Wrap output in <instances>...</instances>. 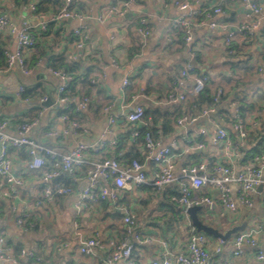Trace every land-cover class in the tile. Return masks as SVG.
<instances>
[{
    "label": "crops",
    "instance_id": "1",
    "mask_svg": "<svg viewBox=\"0 0 264 264\" xmlns=\"http://www.w3.org/2000/svg\"><path fill=\"white\" fill-rule=\"evenodd\" d=\"M80 1L85 6L82 10L87 16L85 21L67 19L56 22L52 19L53 13L57 12L55 9L38 14L32 12L30 6L31 3L37 6L36 0L28 4L0 0V14H7L18 31L26 29L36 39L35 45L25 51L30 73H24L18 66L0 72V113L10 119V125L5 130L7 134L16 135L21 122L36 120L31 136L40 144L59 152H68L80 143H88L92 149L87 155L98 159L114 147L112 141H118L120 136L130 135V142L137 138L133 130L142 124L130 123L123 117L124 114L139 105L145 111H174L179 105L177 108H181V114L175 119L173 132L157 137L163 146L176 145L174 153L179 179L171 186H177L179 190L182 168L203 160H209L211 164L230 163L237 171L247 165L260 166L264 146L253 150L248 138L252 132H260L264 136V101L260 103V108L246 113L244 117L233 98L238 97V90L241 95H247L249 101L264 94V17L254 14L242 0H135L125 15L102 20L100 16L117 0ZM257 1L264 4V0ZM178 2L188 3L189 8L182 10ZM215 7H220L222 12L211 18L208 14ZM184 15L194 23L190 45L185 43L183 27L175 24V20ZM142 19L147 20L150 30V36L146 38L138 32ZM211 22L233 29L247 24L252 29L238 36L234 49L230 50L224 43L226 30L211 26ZM254 24L257 26L253 27ZM81 25L87 26L90 39L95 42L94 51L88 48L76 50L73 29ZM49 26L51 31L43 36L42 32L47 31ZM17 45V33L9 29L0 31V49L14 51ZM88 53L98 57L92 63L103 73L100 83L88 95L91 98L88 107L83 110L81 121L89 132L74 134L69 123L58 114L59 108L64 105L58 102V90L63 80L53 72L52 64L62 59L69 62L74 54L83 55V60L87 62ZM114 60L118 66L113 64ZM187 67L191 68V77L185 86H177L176 82ZM199 76L207 77L206 84L214 92L222 89L230 93L207 115L201 113L208 106H191L196 95H192L190 90ZM128 78L131 82L125 86L124 81ZM21 86L35 94L24 97L20 93ZM74 88L77 94L71 95L84 96L82 83L76 82ZM173 89L187 94L186 100L176 106L163 102ZM49 96L54 103L46 106L42 98ZM106 107H110L109 113L105 111ZM238 113L243 118L247 139H242L235 128ZM185 115L199 117L184 125L179 124L178 119ZM111 116L117 119L115 123L109 122ZM219 128L228 131L230 146L216 139ZM201 129H204L202 135L199 134ZM198 143H203L204 147L198 148ZM141 148L144 149V146ZM232 153L234 156L229 160L228 156ZM9 155L15 173L24 178V184L10 197L0 199V235L4 237L3 245L8 249L9 264H36L35 257L40 259L41 264H129L127 260L108 261L120 241L135 239L124 224L125 210L134 216L136 230L146 240L134 242L132 259L135 264H150L153 259L161 258L165 252L164 241L168 243L167 249L172 257L185 251L193 229L190 216L187 213L184 222H174L169 203L164 202L163 189L148 192L143 186H132L122 190L117 204L106 200L107 206L101 202L84 206L80 205V193L88 180L86 171L80 170V181L74 184L73 193L56 196L47 202L41 172L28 167L32 160L28 148H11ZM155 169L154 163H148L145 170L152 175ZM211 169L210 165L208 170ZM67 176L60 174L53 184H63ZM9 189L6 178L0 175V193ZM201 191L213 198L211 205H203L198 211L203 222L222 232L244 226L225 242L205 233L206 247L213 264H264L257 257L259 251H264V228H261L264 225V182L256 188L251 207L239 201L240 186L232 183L230 192L236 203L233 211L221 203L218 189L204 187ZM173 199L182 207L178 197L173 196ZM21 218L25 219L24 225L19 223ZM252 229H261L255 233L257 245L244 244L242 252L235 254L236 236ZM87 237L98 239L99 244L93 254L80 251V241ZM23 250L25 254H22Z\"/></svg>",
    "mask_w": 264,
    "mask_h": 264
},
{
    "label": "built area",
    "instance_id": "2",
    "mask_svg": "<svg viewBox=\"0 0 264 264\" xmlns=\"http://www.w3.org/2000/svg\"><path fill=\"white\" fill-rule=\"evenodd\" d=\"M135 0H128L127 2L120 3L118 5L112 4L108 7L100 18H110L114 15H125ZM243 4L250 9L254 14L264 17V4L257 0H242ZM80 0H65L64 6L60 11L54 12L52 15L53 21L61 22L67 19H76L79 21H85L86 14L79 10ZM178 5L182 10L189 8L188 3H180ZM72 6V8H71ZM34 14L37 13V6L35 3H31L30 6ZM220 7H215L213 12H209V16L212 18L214 14L221 13ZM147 20L142 19L141 24L138 27V32L143 37L150 36V30L147 26ZM176 25L183 27L185 31V43L190 45L193 37L194 23L189 16L184 15L175 20ZM211 26H220L226 30L224 43L228 48H232L234 41L238 36L244 35L249 32L250 28L247 24H242L235 29L228 28L227 25L219 24L217 22H211ZM257 24L253 25V27ZM9 29L12 33L18 34V45L14 51L4 49V62H0V72L10 69L11 67L18 66L26 74L31 72V68L28 66L25 51L32 48L36 39L34 35L28 32L26 29L18 31L16 25H14L8 15L5 13L0 14V31ZM43 29H46L43 26ZM73 36L75 37L76 50L83 51L85 48L89 51L96 49V44L90 38L87 26L81 25L73 29ZM231 50V49H230ZM79 54H74L72 59H78ZM113 64L118 66L116 60ZM53 72L60 76L63 80V84L58 90V102L60 104H67V102H74L77 105L78 110H84L88 107L91 98L90 96H74L72 98L63 97V93L66 91L68 83L72 77L67 74L65 70H56ZM102 73L97 71L92 82L96 85L100 83ZM192 71L190 67L185 68L182 71V77L176 82L177 86L183 87L186 85L187 80L191 77ZM131 80L128 78L124 81V85L128 86ZM207 82L206 76H199L195 79V83L190 90L192 95H197L205 89ZM26 88L20 87V93L23 94ZM223 94L222 89H219L215 100L219 101L220 96ZM187 98V94L184 91H178L177 89L171 90L163 102L170 105H177L184 102ZM47 97L42 98L45 102ZM214 106L207 107L203 110L201 115L209 114L215 110ZM110 107H106L105 111L109 113ZM264 110V105H263ZM145 109L143 106H136L130 112L124 114L123 117L130 123H141L147 125V121L144 120ZM197 116H183L178 119L179 124H186L198 119ZM61 118L69 123L70 128L74 134L81 132L88 133V128L80 123L78 120H70L67 115H61ZM235 128L240 132V137L247 139L248 133L246 132L244 121L239 113L235 116ZM117 119L111 116L110 123H115ZM36 124V120H27L21 122L17 127V134L10 135L5 132L6 128L10 125V119L3 116L0 113V175L5 177L10 185L9 191L0 193V199L4 197H10L13 192L19 186L24 184V178L18 176L13 169V160L9 155L11 148H21L26 146L28 152L32 156V160L29 162L28 167L32 170L41 172L42 179L45 182L44 197L47 202L53 200L56 196L68 195L74 192L73 186H67L65 184H53V180L60 174L65 173L74 183L80 181V170H85L87 175V185L83 187L80 193V205H92L101 202L102 200H110L112 203L117 204L121 192L124 189H129L132 186L141 187L144 185H151L158 190L164 189L167 186H171L178 181L179 177L176 175V154L174 149L176 145L173 143L169 146L161 145V141L154 137L150 130L144 134V148L146 150V158L144 162L134 159L131 162L120 161L114 157H101L98 159H92L87 152L92 149V146L88 143H80L75 146L71 151L59 152L47 145L40 144L36 139L31 136V130ZM111 131V128L109 127ZM204 129L200 130L202 135ZM138 131L134 132V137L138 136ZM52 134V133H50ZM228 131L223 128L217 130L216 139L221 142H225L226 146H230L231 142L228 139ZM112 144L115 146L117 140H113ZM198 148L204 147L203 143L197 144ZM234 156V153L229 154L230 157ZM260 166H245L243 170L237 171L230 163L218 162L212 164V169L208 170L211 165L209 160H203L197 164H192L182 168V177L179 184V190L181 196L178 197L179 203L186 213L188 209L196 205H211L213 198L209 195L202 194L201 188L211 187L216 188L220 192V201L229 210L236 209V203L231 197L230 186L232 183H237L240 186L239 201L247 207H251L254 204L253 195L256 188L264 182V152L261 154ZM51 163V164H50ZM148 163H154L156 169L152 175H149L145 168ZM124 224L129 234L134 236V241L122 240L113 250L109 257V262L116 263L120 260H127L129 264H135L132 259V250L134 248V242H143L141 234L136 230V220L134 216L125 210ZM19 223L24 225L25 219H19ZM264 228V225L261 226ZM259 230H249L239 233L235 238L236 252L240 254L242 252V246L249 244L256 246L255 233ZM4 237L0 235V263L9 264L8 249L3 245ZM98 239L95 237H87L80 241V251L84 254H93L95 248L98 246ZM165 247V252L161 258H156L151 261L150 264H213L209 250L206 247V234L193 229L190 232L188 241L186 243L185 251L176 254L175 257L171 255L169 249H167L168 243L162 242ZM22 254H25L23 250ZM30 255H34L30 253ZM35 256V255H34ZM257 257L260 261L264 262V251H259ZM36 264H41L40 259L35 257Z\"/></svg>",
    "mask_w": 264,
    "mask_h": 264
},
{
    "label": "trees",
    "instance_id": "3",
    "mask_svg": "<svg viewBox=\"0 0 264 264\" xmlns=\"http://www.w3.org/2000/svg\"><path fill=\"white\" fill-rule=\"evenodd\" d=\"M19 4H28L31 0H16ZM37 1V13L40 12H48L50 9H55L56 11H60L63 6L65 0H36ZM128 0H117L116 2H113L114 4L118 5L120 3L127 2ZM241 1V0H240ZM79 10H84L85 6L84 3L80 1L79 4ZM72 8V6H71ZM51 31V26L48 27L47 31H43V36H46ZM264 33V31H263ZM39 42L37 43V45ZM231 50L234 49V45ZM87 58L89 60L86 62L83 60V55H79L78 59H72L71 61H66L65 59L59 60V62L56 61V64H52L53 68L56 70H65L67 74H69L72 79L68 83V86L66 88V91L63 93V97L72 98L71 96L76 95L77 92L74 88V85L76 82H80L84 85L85 91L84 96L89 95L96 86L92 82L93 78L95 77V73L98 71V67L96 64L92 63L93 61L97 60L98 57L95 56V54L88 53ZM0 62H4V53L3 49H0ZM239 62V61H238ZM242 63V61H241ZM240 63V64H241ZM238 83L243 84L242 81H238ZM70 91V93H69ZM219 89L217 91H213L207 84L205 86V89L197 94L195 96L194 101H192L191 106L203 108L204 106H214L218 105L220 100H224L227 95L223 90V94L220 96L219 101H216V95L218 93ZM33 94L32 91L30 92L28 89H26L23 93L24 97H31ZM73 94V95H71ZM74 97V96H73ZM234 101L238 102V110H240V113L245 117L246 113L253 111L256 108L261 107V102L264 101V94L262 96H257L255 98H252V100L249 101V98L247 95H241L240 90H238V97L233 98ZM176 106V105H175ZM179 106V105H177ZM175 108L174 111L169 110H160L156 109L153 111H145L144 120L147 121V125H141L140 127H135L133 130V134L135 131H138V136L134 140V142H130L131 136L130 135H122L118 138L117 144L111 148L109 152H107L103 157H114L120 161L125 162H131L134 159H138L140 161H144L146 158V150L145 148H141L142 145L144 146V134L146 131L150 130L154 137H158L159 134L168 135L171 134L174 130V122L178 115L181 113V108ZM58 114L61 115H67L70 120H78L80 123H82L81 120H83L84 117V111L78 110L77 105L74 102H67V104L62 105L59 110ZM160 132V133H159ZM260 132L253 133L252 136H249V143H252L251 149H260V147L264 146V136L259 134ZM131 143V144H130ZM141 146V147H140ZM244 150V149H243ZM252 151V150H251ZM51 164V163H50ZM214 164V163H212ZM211 164V166H212ZM66 181L63 183L67 186H74V182L71 179V177L67 176ZM145 189L148 190V192H155L158 191L155 187L151 185H144ZM161 192L165 194L164 202L166 203L168 201V207L169 210L172 211V215L174 218V222L183 221L187 217V213L184 211L183 207L177 204V202L173 199V196L180 197L181 193L180 190H178L177 186H168L166 189H163ZM173 199V200H172ZM106 200H102L100 204L106 205ZM107 206V205H106ZM172 221V219L170 220Z\"/></svg>",
    "mask_w": 264,
    "mask_h": 264
},
{
    "label": "water",
    "instance_id": "4",
    "mask_svg": "<svg viewBox=\"0 0 264 264\" xmlns=\"http://www.w3.org/2000/svg\"><path fill=\"white\" fill-rule=\"evenodd\" d=\"M54 103V100L49 96L45 102H43L44 105L49 106ZM146 169V168H145ZM202 209V206L196 205L192 206L191 208L188 209V214L190 216V220L192 225L197 229L199 232H204L209 235H213L219 239H221L223 242L227 240L232 234L240 231L243 229L244 226H235L226 232L220 231L218 228L208 225L205 222L200 219L198 216V211Z\"/></svg>",
    "mask_w": 264,
    "mask_h": 264
}]
</instances>
